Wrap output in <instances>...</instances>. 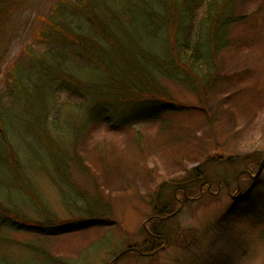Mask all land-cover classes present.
Wrapping results in <instances>:
<instances>
[{
  "label": "rangeland",
  "instance_id": "rangeland-1",
  "mask_svg": "<svg viewBox=\"0 0 264 264\" xmlns=\"http://www.w3.org/2000/svg\"><path fill=\"white\" fill-rule=\"evenodd\" d=\"M53 1L5 0L0 20L2 99L8 95L2 93L6 70L22 49L45 48L35 38L39 19ZM194 2L177 0L175 5L183 4V17ZM206 2L198 0L189 15L194 19L193 39L204 24ZM225 14L235 21L228 29L227 46L215 59L219 73L205 92H194L179 80L156 78L168 99L182 110L132 120L138 112L129 108L115 119L114 127L90 121L70 147L68 155L72 158L75 151L86 172L71 161L68 177L72 188H78L76 193L92 201L90 208L77 200L74 189L72 193L56 186L55 174L40 153L43 150L18 128L25 117L15 107L16 101L0 106V121L6 123L10 144L25 167L24 176L50 216L64 224L62 234L35 237L16 231L0 216V264H111L128 246L133 248L147 238L143 224L156 206L177 208L170 202L175 183L194 177L195 168L203 171V177L186 194L197 200L184 201L173 219L146 226L150 231L155 226L169 244L160 241L159 246L165 247L157 250L151 245L154 255L128 253L115 264H264V0H234ZM140 32V37L156 46L157 34ZM198 77L204 87L205 79ZM51 87L58 92L53 96L55 108L60 104H65V112L78 108L75 99ZM42 88L45 93L51 91ZM84 111L88 113V108ZM67 117L75 121L74 116ZM62 119L66 115L58 119L61 124ZM247 171L251 176L259 174L251 178ZM10 186L0 184V203L13 213L9 220L40 219L35 210L39 206ZM178 197L182 199L181 194ZM89 212L100 215L102 223L85 228L95 220Z\"/></svg>",
  "mask_w": 264,
  "mask_h": 264
},
{
  "label": "trees",
  "instance_id": "trees-1",
  "mask_svg": "<svg viewBox=\"0 0 264 264\" xmlns=\"http://www.w3.org/2000/svg\"><path fill=\"white\" fill-rule=\"evenodd\" d=\"M189 1L195 2L192 7L188 5L191 9L182 17L185 8L183 4L176 8L177 0H54L40 17L35 38L45 48L41 51L23 48L6 70L7 85L2 93L8 95L4 99L0 96V106H10L11 100L16 101L15 107L25 117L20 118L22 123L18 128L43 150L40 153L55 174V184L61 185L58 188L65 186L72 193L74 189L77 200L80 198L89 208L92 201L76 193L78 188L75 185L72 188L68 177L71 161L86 172L75 151L72 158L68 155L86 125L97 120L114 127L118 122L115 119L119 120L129 108L138 112L132 120L179 112L182 106L168 99L156 78L179 80L194 92L200 89L205 92L219 73L215 59L227 46L228 29L235 20L225 12L234 0H206L201 18L205 17L204 24L198 26L195 39L192 38L194 19L189 15L198 0H188V4ZM4 3L5 0H0V20L4 17ZM139 29L146 32L145 35L157 34L156 46L148 42L147 37H140ZM198 75L205 79L204 87ZM44 86L51 91L45 93ZM51 86L75 99L78 108L73 106L68 112L62 108L65 104L55 108L53 96L58 92ZM86 107L88 113L84 111ZM62 115H66V119H62L65 123L61 124L58 119ZM68 115L74 116L75 121H68ZM7 132L6 123L1 120L0 184L11 185L24 199L38 205L40 209L35 207V210L41 216L38 220H9L11 212L0 203V216L4 219L1 221L35 237L62 234L64 224L50 216L36 190L29 185L24 176L25 167L10 144ZM202 173L200 168H195L194 177L175 183V188L195 183L203 177ZM100 205L103 208L102 203ZM88 214L95 220L83 225L85 228L101 223L100 215ZM73 229L75 227L67 230Z\"/></svg>",
  "mask_w": 264,
  "mask_h": 264
},
{
  "label": "flooded vegetation",
  "instance_id": "flooded-vegetation-1",
  "mask_svg": "<svg viewBox=\"0 0 264 264\" xmlns=\"http://www.w3.org/2000/svg\"><path fill=\"white\" fill-rule=\"evenodd\" d=\"M182 192H184V191H182ZM182 196L184 197V200L188 201V202H193V201L197 200V199H193V198H188L185 195V192L183 193ZM176 202H177V205H179V207L174 209V211L172 209H170V207L169 208L156 207L157 210L154 211L156 213V215L153 214L151 217H149L148 220L146 221V223H144V225H143L145 233L147 234V238L145 237V240H143V242H141L137 246H139L140 248H143V247L149 248L148 245H150V247H151V245L153 244L156 247L155 249H157V250H161L164 248L161 245L159 246V244H160V241L163 240L165 242L166 239L161 234L157 233V229L155 228V226L152 227V229H151L152 231L147 229L146 226H147V224L151 225L154 221L163 222L167 219H170V218L177 216L179 214L181 208L184 206V204H183L184 201L179 199V198H176ZM137 252H139V251H137ZM139 254L147 255L146 253H142V252H139Z\"/></svg>",
  "mask_w": 264,
  "mask_h": 264
}]
</instances>
